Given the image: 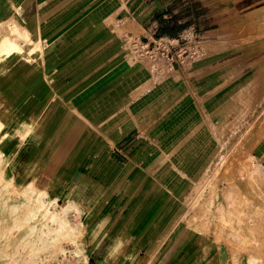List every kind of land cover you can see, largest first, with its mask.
<instances>
[{
  "label": "bare ground",
  "instance_id": "bare-ground-1",
  "mask_svg": "<svg viewBox=\"0 0 264 264\" xmlns=\"http://www.w3.org/2000/svg\"><path fill=\"white\" fill-rule=\"evenodd\" d=\"M35 1L0 0V75L3 76L0 77L10 80L9 86L15 85L16 71L11 72L9 59L14 54L34 50L33 43L37 53L25 70L33 71L35 63L38 71L31 78L30 72H21L24 89L13 95L4 93L7 102L0 112V130L4 128L23 142L37 141L38 152L43 153L55 133L53 129L47 134L44 128L56 112V117L60 114L58 119L65 121L63 135L68 134L77 120L81 137L64 163L61 176L65 177L71 169L93 157L91 174L99 175L114 191L122 190L132 196L128 214L116 225L119 234L125 237L142 222L155 202H178L172 221L165 224L166 228L162 226L164 232L155 231V222L149 226L145 240L150 242V248L142 264H156L188 231L201 237L203 252L195 260L197 263L209 259L214 250V256L206 264H264V163L250 159V174L241 177L236 173L242 169L247 153L239 144L256 133L263 134L264 71L259 74L254 89L250 84L239 91L229 79L219 89H210V93H224L221 97L228 102L213 110L202 108L199 103L205 98L203 90L207 89L192 85L191 64L175 71L164 60L150 63L148 57L137 52L140 48L135 50L115 43L127 27L116 20L111 8L123 7L125 1L52 0L33 9ZM84 3L94 5L86 7ZM88 30H93V36L80 43ZM56 31L59 33L52 34ZM65 36L70 39L66 42L68 46L80 43L79 46L63 62L55 57L50 60L45 45L51 40L58 44ZM255 36L263 38L264 31H256ZM232 41L219 39L202 45L207 53H226L235 47ZM95 54L102 57L101 62L97 57L95 73L77 78L75 86H57L60 79L70 75L72 56L79 55L83 64ZM156 71L162 74L156 76ZM100 81L107 85L96 92L94 89ZM190 104L192 108L187 114L180 110L182 107L189 110ZM230 116L234 120L229 124ZM248 116L251 119H245ZM217 117L220 122L216 123L215 143L208 138ZM233 125L244 129L229 146L224 129L227 127L233 133ZM133 126L143 137L148 135L150 147L140 156L137 154L141 174L130 180L121 177L123 168L111 156L114 134ZM159 132L163 135L158 138ZM216 144L220 147L212 157L214 163L217 158L216 163L206 172L200 165L210 158ZM229 157L235 160L227 163ZM6 160L7 152L1 148L0 264H88L84 222L76 221L84 213L83 205L74 198L61 204L59 196H50L51 185L40 183L39 175L28 182H19L5 169ZM151 162L157 165L141 180L146 170L144 165ZM224 170H227L224 174L231 176L228 185L221 188L218 178ZM205 238L211 239L208 247L203 244Z\"/></svg>",
  "mask_w": 264,
  "mask_h": 264
},
{
  "label": "rangeland",
  "instance_id": "rangeland-1",
  "mask_svg": "<svg viewBox=\"0 0 264 264\" xmlns=\"http://www.w3.org/2000/svg\"><path fill=\"white\" fill-rule=\"evenodd\" d=\"M22 1L23 0H15V2L18 3ZM122 1H125V6L118 8L110 7L112 9L111 14L114 15L116 20L122 23L125 28L127 27L126 31L124 30L125 32L119 35L115 43L123 47L131 46L135 50L140 48L137 52L148 57L150 63H154L157 60H164L167 64H170V68L175 71H178L185 65L191 64L195 59V53L200 50L202 53L205 52L202 44H204V42L206 43L205 40L194 41V39L193 41L183 42L180 39H176L175 36H183L189 32H197V34L200 35L201 32L217 28L222 32L226 31L230 33L232 39L228 40H233V45L237 47L239 45L238 43L241 41V43H250L249 39L256 37L254 36L255 34L252 36V33L264 31V24L259 26L254 22L253 16L256 12L250 13L249 10L242 11L241 13L233 12L234 4L240 0ZM50 2H52V0H36L32 7L33 9H38L39 6H45L46 3L48 4ZM35 5L36 7H34ZM92 5L94 4H86V7ZM261 6L263 7L260 9L262 11L261 16H264V0H262ZM81 7H84L83 4ZM108 8L109 7L105 10ZM125 20H128L130 23L128 21L129 24H127V22L125 23ZM158 24L162 25V32L160 33L162 36H158L156 39L142 27L145 26V28L148 29ZM75 26L78 27V20ZM130 26L131 28L128 30ZM58 33L59 32L56 31L52 34L56 35ZM92 33L93 30H88L87 33H84L80 43L90 39V37L93 36ZM244 37L246 40L243 39ZM254 39L252 43L261 42L258 40L254 41ZM261 40L264 42V37L261 38ZM69 41V37L65 36L62 41L58 43L59 45L52 40L45 45L44 50L48 49L47 53L50 55V60L55 57L58 61L63 62L70 56L72 49L77 48L80 44L72 43L68 46L66 42ZM52 43L55 44L52 45ZM41 44L43 45L42 42ZM32 49H34L31 50L32 52L28 49L21 55H12L9 59L11 72L14 69L16 71L13 74L15 85L9 86L8 84H12L10 80L5 81L0 77V112L2 108L6 106L7 102L4 93L7 92V95H13L16 91L24 89L25 85H22L23 82H21V80L23 78H20V73L23 71L30 72L31 75L29 78H31L34 73L38 72L35 70V63L32 65L33 71L25 70L26 66L33 62L34 59L32 56L37 53L35 52L36 43H33ZM97 57H99V62H101L100 60H102V57L95 54L89 57L86 62L80 64L81 58H79V55L72 56L70 59V75L60 79L57 82V86L62 88L75 86L77 78H86L92 73H95ZM160 74H162L161 71L155 72L156 76ZM169 74H172V72H169ZM106 85V82L100 81L94 90L98 92ZM185 101L186 99L181 103ZM190 106L189 110L185 107H182L180 110L186 111L187 114L191 110L192 104H190ZM57 113L58 112L52 116V120H49L44 128L47 134L53 131V129L55 133L49 142V144H51H48V147L46 146L43 153L38 152L37 141L23 142L20 138L6 132L4 128L0 130V147L3 151L7 152V163L4 165L5 169L9 170L10 174L15 176L21 183L28 182L36 175H39L38 178L40 183L42 185L50 184V196H59V202L61 204L69 198H74L81 204L87 206L86 214L83 213L81 217H77L76 221L84 222L85 236H83V242L87 246L89 256L92 257L91 264H142L150 248V242L145 240L149 226L155 222V231L164 232V228L172 221L171 217H173L174 213L178 210L179 203L176 201H170L165 204H160L158 201L155 202V205L144 215L142 222L130 230L126 237L119 234L116 225L130 210L129 205L132 200L131 194L124 193L122 190L114 191L112 186L105 182L99 175L96 176V174H91L95 162L93 157H90L85 163L77 166V168L71 169V172H68V175H65V177L61 176V170L65 167L63 162L77 146L82 129H78L76 120L69 129L68 134L63 135L62 131L65 121L64 119H58L60 114L59 117H56ZM232 121L233 120L229 121V124L232 123ZM240 128L241 127L233 125V133L226 131L225 139L229 146L233 145V141L239 136L238 133L243 130H238ZM162 135L163 133L159 132L158 138ZM113 137L114 147L111 157L123 168L121 177L130 180L138 178L141 174V163H139L136 156L137 154L140 156L144 151H148L150 147V141L147 138L148 135L143 137L139 129L133 126L124 130L123 133L114 134ZM253 137L254 136H249V139L246 138L239 144L240 146L243 145L246 150H244V152H247L244 157L246 160H244L245 164L244 161L242 162V169L239 171L236 170V173L241 177L250 174L249 171L251 168L249 162H255L254 153L248 151V143H253ZM216 138L217 135L213 138L215 143ZM230 138H232V141L229 140ZM100 147V149L103 148V146ZM238 148L232 152V158L234 154L237 153L236 150ZM217 149H220V147L216 144V151ZM96 151L98 150L96 149ZM215 154H217V152L213 153V156ZM108 157L109 156H107V158ZM231 157H229L227 163H231V161L235 160ZM51 158L52 161L50 160ZM207 161L208 160L202 162L206 165L208 163ZM215 163L211 162L210 167L207 168V166H205L204 170L206 172L212 170ZM156 165L155 162H151L148 165L145 164L144 168L146 170L144 175H141V180L145 179L148 176L147 171L153 169ZM128 166L129 168H127ZM226 171L227 170H224L218 178V183L221 188L228 185L231 176L229 174H224ZM165 224L167 225L165 226ZM162 226L165 227L163 228ZM184 232L186 231L183 230V233ZM200 238L192 231L186 232L185 237L179 239L180 241L178 240L172 246L171 250L165 253L156 264H162V259L163 261H169V264H175L177 259H183L182 264H206L214 256V250L210 252L211 255L209 259H205V261L203 260L200 263L195 262L196 259H199L200 253L203 252L201 248L202 244L200 246ZM209 243H211V239L205 238V241H203L204 246L208 247Z\"/></svg>",
  "mask_w": 264,
  "mask_h": 264
},
{
  "label": "crops",
  "instance_id": "crops-1",
  "mask_svg": "<svg viewBox=\"0 0 264 264\" xmlns=\"http://www.w3.org/2000/svg\"><path fill=\"white\" fill-rule=\"evenodd\" d=\"M261 4H262V0H240L239 2L234 4L233 12L241 13L242 11H246V10H249L250 13L256 12V14L253 16L254 17L253 19L255 20L254 22L260 26L264 24V16H261L262 11L260 10L263 8ZM34 7H36V5ZM142 27H144L145 31H148L154 39H156V37L158 36H162L160 34L162 32V25H159V24L156 26L154 25L152 28H148V29L145 28V26H142ZM254 34H256V32L252 33L251 35L253 36ZM175 38L180 39L183 42L191 41V40L193 41V39L194 41L195 40L196 41L205 40L206 43H215V41L217 42L220 38L223 40L232 39L230 33L226 31L222 32L218 30L217 28H212L210 30L201 32L200 35L197 34V32L195 33L189 32V33L184 34L183 36L182 35L175 36ZM243 39H245V37ZM253 39L254 41L261 40L260 37L250 38L249 41L251 43H247V42H245L244 44L239 43L240 45H238L237 47H233L226 53H217V54L207 53V52L202 53L201 50L195 53L194 62H192L190 66V69H191L190 80H191V83L193 82L192 85L194 87H197L199 89H207L206 91L203 90V92H205L203 97L205 98H203V101L199 103L202 108L206 107V108H211V110H213L215 106L220 105L221 103L228 102V99H223L221 97L224 93L218 95V93L209 92L210 89H214V88L219 89L218 87L220 85H223L228 79L231 85H237L239 91L246 88L247 86H250V84H252V89L256 87L257 78L259 74H262L264 71V42L262 43L253 42L252 43ZM215 55H219V57L215 58ZM235 96H236V93H234L233 97ZM240 103H245V102L241 101ZM253 104H257V101L254 102ZM245 119H251V116H248ZM231 120H234V116H230L228 118V121H231ZM215 121L216 122L212 123V131H210L209 133L210 136L208 140L215 141L213 138L214 136L217 135L215 132L216 123L220 122V118L219 117L215 118ZM241 129H244V127L238 130H241ZM224 131L225 132L227 131V127H225ZM262 132L263 134L261 133L260 135H258V133L252 135L254 136L253 137L254 140H252L253 143L252 144L248 143V147H249L248 151L254 153L255 161L260 164L264 163L263 162L264 160V130ZM219 150L220 149H217L216 151V145L213 146L211 153H210V158L207 161L208 163L205 165L204 162H202L201 165L203 164V166L200 165L201 169H204L205 166H207V168L210 167V163L212 162L211 159L213 157V153L219 152ZM261 157L263 160L261 159ZM50 160L52 161V158ZM66 161H67V158L63 162V164ZM82 205L85 209L84 214H86L87 206H85L84 204ZM89 257L90 258H89L88 264H91L92 257L91 256ZM201 261L203 260H200L199 263ZM161 263L169 264V261H165V260L163 261L162 259ZM182 263H183V259H177L175 262V264H182Z\"/></svg>",
  "mask_w": 264,
  "mask_h": 264
}]
</instances>
